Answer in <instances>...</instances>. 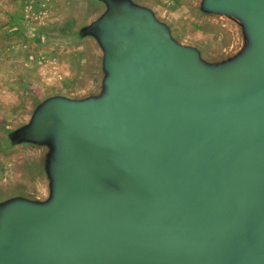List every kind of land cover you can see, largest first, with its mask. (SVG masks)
<instances>
[{
    "label": "water",
    "instance_id": "obj_1",
    "mask_svg": "<svg viewBox=\"0 0 264 264\" xmlns=\"http://www.w3.org/2000/svg\"><path fill=\"white\" fill-rule=\"evenodd\" d=\"M85 27L103 91L41 103L50 198L0 203V264H264V0H203L245 45L219 63L130 0Z\"/></svg>",
    "mask_w": 264,
    "mask_h": 264
},
{
    "label": "rangeland",
    "instance_id": "obj_2",
    "mask_svg": "<svg viewBox=\"0 0 264 264\" xmlns=\"http://www.w3.org/2000/svg\"><path fill=\"white\" fill-rule=\"evenodd\" d=\"M130 1L152 10L207 62L226 61L245 45L239 22L204 14L203 0ZM106 9L100 0H0V203L50 198L49 148L13 145L10 133L29 124L51 97L83 99L103 91V51L82 31Z\"/></svg>",
    "mask_w": 264,
    "mask_h": 264
}]
</instances>
